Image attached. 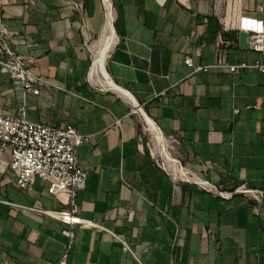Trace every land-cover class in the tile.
Returning <instances> with one entry per match:
<instances>
[{
  "label": "crops",
  "instance_id": "crops-1",
  "mask_svg": "<svg viewBox=\"0 0 264 264\" xmlns=\"http://www.w3.org/2000/svg\"><path fill=\"white\" fill-rule=\"evenodd\" d=\"M81 1L77 12L72 0H0L7 43L29 59L39 90L25 92L0 70V115L23 106L32 121L95 135L77 149L87 180L74 216L120 236L135 255L108 231L74 224L68 264H264V76H188L183 63L212 64L220 17L264 20L258 0H108L111 9ZM223 38L230 64L261 59L245 35ZM162 138L172 140L171 162L156 155ZM178 159L191 180L176 175ZM10 160L6 149L0 264H55L70 226L46 212L68 210L67 197L40 180L20 189ZM243 184L262 191L260 203L232 192Z\"/></svg>",
  "mask_w": 264,
  "mask_h": 264
},
{
  "label": "built area",
  "instance_id": "built-area-1",
  "mask_svg": "<svg viewBox=\"0 0 264 264\" xmlns=\"http://www.w3.org/2000/svg\"><path fill=\"white\" fill-rule=\"evenodd\" d=\"M105 4V0H103ZM77 12L83 11L81 0H72ZM111 9V4H110ZM256 12L264 13V2L258 0ZM221 32L218 36L216 58L212 64L197 65L190 56H185L183 63L187 75L210 70H227L231 74H245L249 69H257L264 76V20L258 19L250 12L226 11L220 17ZM228 30L236 31L239 36L245 35L249 48L259 51L261 59L254 63L239 62L230 64L227 60V49L223 33ZM8 34L0 21V70L10 79L21 84L25 92L38 94L35 78L29 69V59L22 53L10 48L7 43ZM137 112V109H133ZM144 128L147 129L145 126ZM94 134H82L73 126L54 127L52 125L32 121L27 118L22 106L16 114L0 115V162L6 149H10L11 160L8 163L14 175L16 185L22 190L30 189L35 180L46 182L48 191L56 197L65 195L68 210L64 212H46L50 216L69 224L70 228L63 231L67 237L59 258L55 264H68L69 252L74 240L73 225L95 227L108 231L120 241L123 251L131 253L129 243L90 220L80 219L77 212L76 197L86 186L87 171L80 165L77 149L81 145L92 144ZM207 182V181H206ZM233 193H244L260 203L263 193L257 189L248 188L245 184L233 189ZM221 194H229L220 192ZM231 193V192H230ZM135 256V255H134Z\"/></svg>",
  "mask_w": 264,
  "mask_h": 264
},
{
  "label": "rangeland",
  "instance_id": "rangeland-1",
  "mask_svg": "<svg viewBox=\"0 0 264 264\" xmlns=\"http://www.w3.org/2000/svg\"><path fill=\"white\" fill-rule=\"evenodd\" d=\"M97 48V47H96ZM97 50H98V48H97ZM96 52V51H95ZM95 52H94V54H95ZM156 140V139H155ZM156 142L157 143H155V145H156V148H157V150H156V155H157V157L159 158V160L160 161H162V162H165L167 159L165 158V157H170V156H172V157H174V159L176 158V151H175V148H174V146H173V143H172V140H170V139H168V138H162L161 140H156ZM167 153H169V154H167ZM170 155V156H169ZM165 156V157H164ZM177 161H179L178 162V164L180 165V166H182L183 168H185V164H184V162H180V160L178 159ZM167 162H168V160H167ZM179 167H177V170H176V172H177V176H178V178H181V179H184V180H191V178L193 177V176H191V175H186V176H183L182 175V169H181V171L182 172H180V168L178 169ZM185 169H187V168H185ZM185 172V171H184ZM173 173V172H172ZM191 173H193V172H191ZM182 175V176H181ZM196 175V174H195ZM180 176V177H179ZM197 176V175H196ZM206 181V180H205ZM215 190V189H214ZM216 191V190H215ZM223 191H225V190H220V189H218V192H223Z\"/></svg>",
  "mask_w": 264,
  "mask_h": 264
},
{
  "label": "bare ground",
  "instance_id": "bare-ground-1",
  "mask_svg": "<svg viewBox=\"0 0 264 264\" xmlns=\"http://www.w3.org/2000/svg\"><path fill=\"white\" fill-rule=\"evenodd\" d=\"M105 6H106V8L108 9V8H110V3H109V1L108 0H105ZM110 42V41H109ZM106 49H107V45L105 46L104 45V47L102 48V50L100 51V53L97 55V57L95 58V60H94V65H93V68L92 69H94V70H98L99 69V66H100V64L104 61V56H105V52H106ZM149 126H147V128H148ZM168 154V153H167ZM167 158V157H166ZM169 161L171 160L169 157L167 158ZM168 161V162H169ZM171 162V161H170ZM172 165V164H171ZM176 165H177V163H176ZM180 168V172H182V175L183 176H186V175H188V173L187 172H184V170H182L181 171V169H182V167L180 166L179 167ZM178 168V169H179ZM174 169V168H173ZM181 175V176H182ZM180 177V176H179ZM202 183H205L207 186H209V184L206 182V181H204V182H202Z\"/></svg>",
  "mask_w": 264,
  "mask_h": 264
}]
</instances>
